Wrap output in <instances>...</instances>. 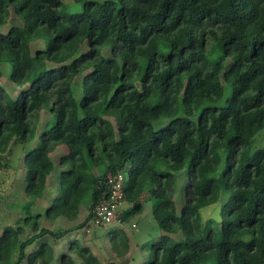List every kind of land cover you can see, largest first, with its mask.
Here are the masks:
<instances>
[{
    "label": "trees",
    "instance_id": "obj_1",
    "mask_svg": "<svg viewBox=\"0 0 264 264\" xmlns=\"http://www.w3.org/2000/svg\"><path fill=\"white\" fill-rule=\"evenodd\" d=\"M12 11L22 26L0 32V64L21 92L0 86V171L19 144L30 201L21 227L0 235V264H103L77 239L56 256L46 239L74 229L38 221L74 222L89 199L77 229L105 228L95 209L120 173L130 207L119 221L149 207L161 233L147 257L136 244L142 262L128 256L127 230L104 233L111 264H264V148L255 145L264 132V0H0V29ZM61 145L64 170L48 196ZM44 199V215L33 214ZM208 208L216 218H203ZM27 228L34 234L21 241Z\"/></svg>",
    "mask_w": 264,
    "mask_h": 264
},
{
    "label": "rangeland",
    "instance_id": "obj_2",
    "mask_svg": "<svg viewBox=\"0 0 264 264\" xmlns=\"http://www.w3.org/2000/svg\"><path fill=\"white\" fill-rule=\"evenodd\" d=\"M64 3H71L72 0H62ZM98 2H103L104 0H96ZM13 26H22L21 22L18 20L14 12L12 11L9 22L6 26L0 29V32L7 33L9 29ZM55 67V66H53ZM10 76V67L9 64L1 63L0 64V86H2L11 96L16 98L21 89H19L15 84H13L9 78ZM82 77L76 78V81L80 83L83 79ZM81 96V91L76 94V97L79 99ZM50 109L51 104L45 105L40 112V117L37 122L38 132L40 133L45 122L50 118ZM112 122L115 124V121L112 119ZM166 122H161L160 127H163ZM255 145L258 147L264 148V132L256 137ZM67 148L65 146H59L51 154V158L54 163V171L48 177L47 181V193L48 196L53 193L57 188L59 183L58 178H60V172L63 171L60 167L61 158L67 154ZM24 153L21 149V146L12 145L11 149L4 155L2 161L5 165V168L0 171V235L4 232L7 227H12L18 229L21 227V220L24 219L23 214L20 212L21 207L27 206L30 199L26 196L24 192V178H25V168L23 165ZM96 174L99 172L96 170ZM181 188L187 183V177L185 171L178 174ZM57 192V191H56ZM181 193V192H180ZM178 193L175 197L178 211L181 210L183 206L182 194ZM35 207L33 208V214H42L48 206L46 199L36 200ZM90 205V200L85 199L81 208L79 218L74 222H69L64 218H59L56 221H48L44 218H41L38 221L40 228H47L52 231L60 232L66 231L68 229H74L67 233V237L60 240H53L47 238L46 240L54 247L56 256H61V254L68 253L69 245L74 240H80L83 244L89 246L94 254L98 256L103 264H111L109 258L114 257V252L111 251L110 238L102 236L104 233H110L117 230H127L130 240V252L129 255L134 254L140 262L146 255V251L149 248V245L158 238V234L161 233V230L158 224L151 220V209L145 207L143 214L135 218L131 223L127 225L122 224L121 222H116L115 224L109 226L108 228H98L96 226L87 225L85 228L77 229V227L84 222L88 216V209ZM130 205L126 202L122 207V212H125ZM203 218L208 219L216 218V212L212 208H208L202 212ZM147 216V218L145 217ZM136 225V227H134ZM76 228V229H75ZM34 232L31 228L25 229V232L20 235V240L25 241L30 238ZM176 240L180 239L181 235H172ZM143 245L145 253L143 254L141 250L137 248L136 244ZM32 248L28 249L29 254L32 253ZM139 251V252H138ZM70 254V253H69ZM74 258H76L73 255ZM147 257V255H146ZM121 260V259H120ZM118 260V262L120 261ZM76 264H81L79 260L76 259ZM24 264H27L25 261ZM57 264V263H56ZM134 264V263H133ZM136 264V262H135Z\"/></svg>",
    "mask_w": 264,
    "mask_h": 264
},
{
    "label": "built area",
    "instance_id": "obj_3",
    "mask_svg": "<svg viewBox=\"0 0 264 264\" xmlns=\"http://www.w3.org/2000/svg\"><path fill=\"white\" fill-rule=\"evenodd\" d=\"M125 180V173L109 177L108 196L104 195L95 209L94 222L96 225L108 228L116 222L120 223L119 214L122 212L121 207L126 203L123 193Z\"/></svg>",
    "mask_w": 264,
    "mask_h": 264
},
{
    "label": "crops",
    "instance_id": "obj_4",
    "mask_svg": "<svg viewBox=\"0 0 264 264\" xmlns=\"http://www.w3.org/2000/svg\"><path fill=\"white\" fill-rule=\"evenodd\" d=\"M81 208V207H80Z\"/></svg>",
    "mask_w": 264,
    "mask_h": 264
}]
</instances>
